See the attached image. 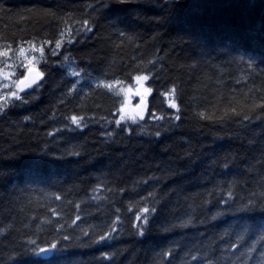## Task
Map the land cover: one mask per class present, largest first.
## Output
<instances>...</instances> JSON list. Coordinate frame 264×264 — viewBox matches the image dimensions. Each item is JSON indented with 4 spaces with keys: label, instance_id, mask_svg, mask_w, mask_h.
<instances>
[{
    "label": "trees",
    "instance_id": "obj_1",
    "mask_svg": "<svg viewBox=\"0 0 264 264\" xmlns=\"http://www.w3.org/2000/svg\"><path fill=\"white\" fill-rule=\"evenodd\" d=\"M30 44L43 78L0 114V264H264V0H0V50ZM137 75L147 112L121 119L111 83ZM236 100L260 106L206 118Z\"/></svg>",
    "mask_w": 264,
    "mask_h": 264
},
{
    "label": "rangeland",
    "instance_id": "obj_2",
    "mask_svg": "<svg viewBox=\"0 0 264 264\" xmlns=\"http://www.w3.org/2000/svg\"><path fill=\"white\" fill-rule=\"evenodd\" d=\"M34 46V47H33ZM24 52L21 53L18 49L15 53H8L7 56H0V114L9 104L16 100V98H8V93L16 91L14 81L23 75L25 68L23 64L31 62L35 68L40 69V62L45 53V47L42 45L30 44L26 47H22ZM43 51H40V49ZM48 51H52L48 49ZM27 57V61L25 60ZM11 74V75H10ZM140 82V81H139ZM122 85L117 82L116 90L122 96L123 106L121 108L122 117H138L143 116L147 112L146 102L143 100V95H137L136 84ZM22 92H19L20 95ZM139 106V107H138Z\"/></svg>",
    "mask_w": 264,
    "mask_h": 264
},
{
    "label": "snow or ice",
    "instance_id": "obj_3",
    "mask_svg": "<svg viewBox=\"0 0 264 264\" xmlns=\"http://www.w3.org/2000/svg\"><path fill=\"white\" fill-rule=\"evenodd\" d=\"M88 24H89V20L85 19L83 21V25L85 27H87ZM61 35H63V33H61ZM121 35H123V33H121ZM55 46H56V48H60V46H61V40L60 39L56 40ZM40 51H43V49L41 48ZM20 52L23 53L24 49L21 48ZM7 55H8V51L0 50V56H7ZM25 60L27 61V57H25ZM22 67L25 68V71H24L23 75L18 80L13 82L15 84L16 91H12V92L8 93V98L19 99L20 98L19 95H18L19 92H23L25 89L30 88L32 85L36 84V82L38 80H40V78L43 76V73L38 71L33 66V64L31 62L23 64ZM249 67H251V65H249ZM73 75H79V73H73ZM134 78H135L136 81L139 82V81L147 80L148 76H146V75H137ZM101 83H103V81H101ZM117 83H119V82L117 81ZM145 91H151V90L150 89H146ZM165 95H167V93H165ZM247 95H248L247 93L244 94L245 98L247 97ZM0 99H3V97H0ZM233 99H235V98H233ZM236 103L240 105V110L239 111H238L237 107H235V106H233V107H225L224 109L221 110L220 116L208 115L206 118L209 119V120H212V119H231L232 117L240 116L245 108L248 109L249 114H250L257 107L260 106L256 102H253L252 104H244L242 100H236ZM261 103H264V101H262ZM170 107L176 108L177 105L174 102L170 101ZM213 112H215V108H213ZM249 114L243 115V119L244 120H248L250 118ZM199 115L202 118L205 117V113L203 111H201L199 113ZM81 119H83V117L78 118L76 115H73L71 117L72 122L75 123V124H80V120ZM121 119H123V117H121ZM176 119H179V117H176ZM119 123H120V120H117V124H119ZM156 135L159 136L160 133L157 132ZM261 195L264 196V193H261ZM57 198L59 199V197H57ZM255 206H256V201L253 200V199H249L247 201V203H243V204L238 205L236 211H253L255 209ZM142 211L143 212H148L149 209L144 208V209H142ZM260 211L262 213V216H261L262 223L260 224L261 232H260V235L258 236V239H264V201H262L260 203ZM53 214L55 215V213H53ZM137 218L139 219V216ZM79 219H80V217L77 216L75 218V220H73V223H75L76 220H79ZM112 230H114V229H112ZM85 234H87V233H85ZM106 237H109V232H104V234L102 236L97 237V239L98 240H103ZM65 239H67V237H65ZM238 239H242V237H238ZM32 243L34 244L35 242L32 241ZM231 247L236 248L237 244L233 243L231 245ZM55 248H56V244L53 243V244L48 245L46 248H34V249H32V251L37 253V254H39V253L48 252V251H50L52 249H55ZM251 250L252 249H249V251H251Z\"/></svg>",
    "mask_w": 264,
    "mask_h": 264
},
{
    "label": "water",
    "instance_id": "obj_4",
    "mask_svg": "<svg viewBox=\"0 0 264 264\" xmlns=\"http://www.w3.org/2000/svg\"><path fill=\"white\" fill-rule=\"evenodd\" d=\"M36 69H37V68H36ZM37 70H38V69H37ZM38 71H39V70H38ZM41 79H42V77L40 78V80H41ZM40 80H38L36 83H38ZM50 252H51V251L45 252V253H44V256H45V257L49 256Z\"/></svg>",
    "mask_w": 264,
    "mask_h": 264
}]
</instances>
